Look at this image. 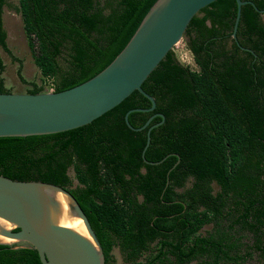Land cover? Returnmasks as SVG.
Returning a JSON list of instances; mask_svg holds the SVG:
<instances>
[{
  "label": "trees",
  "instance_id": "obj_1",
  "mask_svg": "<svg viewBox=\"0 0 264 264\" xmlns=\"http://www.w3.org/2000/svg\"><path fill=\"white\" fill-rule=\"evenodd\" d=\"M156 0H18L28 48L44 80H26L8 47L0 0V49L18 62L27 93L76 86L126 46ZM264 9V0H251ZM235 0L201 8L182 40L196 68L171 50L142 88L83 126L0 136V174L64 187L75 197L113 264H243L264 259V13ZM247 48V49H243ZM249 49V50H248ZM0 55V92L6 88ZM150 142L145 150L147 129ZM178 161V162H177ZM177 162V163H176ZM72 168L76 183L68 171ZM187 183H189L187 185ZM216 185L217 190L214 189ZM211 224L207 235L203 226ZM18 228H14L17 230ZM154 244V246H152ZM0 244V264H42L37 250ZM145 256L144 261L139 258ZM195 262V263H193Z\"/></svg>",
  "mask_w": 264,
  "mask_h": 264
},
{
  "label": "water",
  "instance_id": "obj_2",
  "mask_svg": "<svg viewBox=\"0 0 264 264\" xmlns=\"http://www.w3.org/2000/svg\"><path fill=\"white\" fill-rule=\"evenodd\" d=\"M215 0H156L133 36L116 57L90 79L62 91L0 92V136H25L62 132L83 126L109 111L137 90L151 102L148 108H132L124 120L132 130L128 115L155 108L153 96L142 83L180 40L187 25L199 10ZM236 16L232 36L241 15V7L251 0H235ZM243 49H247L242 47ZM249 50V49H248ZM147 129L142 158L150 142ZM178 162V161H177ZM176 162V163H177ZM81 221L83 231L70 226ZM14 228H18L14 230ZM0 244L37 250L42 264H105V256L85 212L64 187L37 180H16L0 174Z\"/></svg>",
  "mask_w": 264,
  "mask_h": 264
},
{
  "label": "rangeland",
  "instance_id": "obj_3",
  "mask_svg": "<svg viewBox=\"0 0 264 264\" xmlns=\"http://www.w3.org/2000/svg\"><path fill=\"white\" fill-rule=\"evenodd\" d=\"M9 6L4 8L3 12V25L7 34V44L12 54L22 61V71L21 74L28 81H35L38 84L44 83L38 67L35 65L33 61V57L30 53L27 43V37L24 32L22 18L19 13L16 12L15 8L18 5V0H7ZM177 57V59L186 65H189L191 68L195 69V63L192 57L191 52L187 48L184 40H180L172 50ZM0 55L5 64V69L2 73V77L4 79V84L6 88H9L11 92H25L29 85L22 83L17 74L18 62L13 61L11 56L0 49ZM49 81L45 80V90ZM47 91V90H46ZM68 174L73 181V184L76 183L74 178V171L72 168L69 169ZM189 183H187L188 185ZM214 189L217 190L216 185H214ZM212 229L211 224H207L202 227L201 233L203 235H207ZM154 246V244L152 245ZM113 264H130L125 260L123 254L120 250L115 247L112 251ZM145 256L139 258V261H144ZM195 263V262H193ZM165 264H169L166 262ZM243 264H264V260L262 262L256 261L254 258L249 260Z\"/></svg>",
  "mask_w": 264,
  "mask_h": 264
},
{
  "label": "bare ground",
  "instance_id": "obj_4",
  "mask_svg": "<svg viewBox=\"0 0 264 264\" xmlns=\"http://www.w3.org/2000/svg\"><path fill=\"white\" fill-rule=\"evenodd\" d=\"M68 226H70V227H72V228H74V229H76V230H78L80 232L83 231V226H82L81 221L76 219V218L71 220V221H69L68 222Z\"/></svg>",
  "mask_w": 264,
  "mask_h": 264
},
{
  "label": "built area",
  "instance_id": "obj_5",
  "mask_svg": "<svg viewBox=\"0 0 264 264\" xmlns=\"http://www.w3.org/2000/svg\"><path fill=\"white\" fill-rule=\"evenodd\" d=\"M173 50V48H172ZM46 90L49 91V92H52L54 91V87H53V84L49 81L47 87H46Z\"/></svg>",
  "mask_w": 264,
  "mask_h": 264
},
{
  "label": "flooded vegetation",
  "instance_id": "obj_6",
  "mask_svg": "<svg viewBox=\"0 0 264 264\" xmlns=\"http://www.w3.org/2000/svg\"><path fill=\"white\" fill-rule=\"evenodd\" d=\"M264 259L261 260V262L263 261Z\"/></svg>",
  "mask_w": 264,
  "mask_h": 264
}]
</instances>
